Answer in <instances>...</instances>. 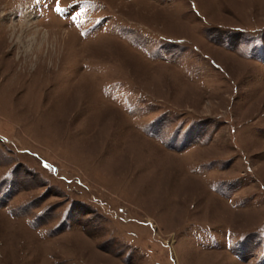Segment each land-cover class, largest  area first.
Masks as SVG:
<instances>
[{"label":"rangeland","instance_id":"1","mask_svg":"<svg viewBox=\"0 0 264 264\" xmlns=\"http://www.w3.org/2000/svg\"><path fill=\"white\" fill-rule=\"evenodd\" d=\"M0 0V264H264V0Z\"/></svg>","mask_w":264,"mask_h":264},{"label":"snow or ice","instance_id":"2","mask_svg":"<svg viewBox=\"0 0 264 264\" xmlns=\"http://www.w3.org/2000/svg\"><path fill=\"white\" fill-rule=\"evenodd\" d=\"M57 10L59 11L60 8H59V0H57Z\"/></svg>","mask_w":264,"mask_h":264}]
</instances>
